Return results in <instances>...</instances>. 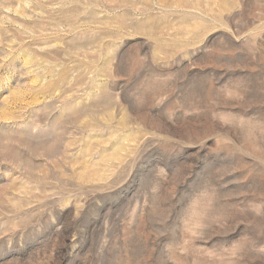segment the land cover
<instances>
[{
  "label": "rangeland",
  "instance_id": "1",
  "mask_svg": "<svg viewBox=\"0 0 264 264\" xmlns=\"http://www.w3.org/2000/svg\"><path fill=\"white\" fill-rule=\"evenodd\" d=\"M0 264H264V0H0Z\"/></svg>",
  "mask_w": 264,
  "mask_h": 264
}]
</instances>
